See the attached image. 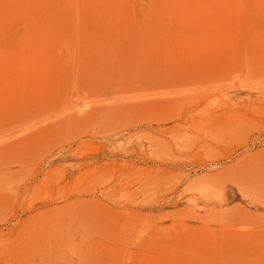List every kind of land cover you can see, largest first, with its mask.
<instances>
[{"label":"rangeland","instance_id":"obj_1","mask_svg":"<svg viewBox=\"0 0 264 264\" xmlns=\"http://www.w3.org/2000/svg\"><path fill=\"white\" fill-rule=\"evenodd\" d=\"M0 264H264V0H0Z\"/></svg>","mask_w":264,"mask_h":264},{"label":"bare ground","instance_id":"obj_2","mask_svg":"<svg viewBox=\"0 0 264 264\" xmlns=\"http://www.w3.org/2000/svg\"><path fill=\"white\" fill-rule=\"evenodd\" d=\"M197 105H199V104H197ZM192 107H193V106H192ZM196 107H197V108H196ZM196 107H195V108L198 109V106H196ZM196 109H195V110H196ZM199 109H200V108H199ZM192 110H193V108H192ZM194 112H196V111H194ZM229 114H231V113H229ZM198 115H199V114H198ZM225 115H227V113H226ZM228 116H229V115H228ZM179 117H180V116H179ZM226 119H227V118H226ZM227 120H228V119H227ZM231 120H232V119H231ZM222 124H223V122H222ZM224 124H225V123H224ZM224 124H223V125H224ZM228 124H229V123H228ZM228 124H227V126H228ZM220 125H221V124H220Z\"/></svg>","mask_w":264,"mask_h":264}]
</instances>
